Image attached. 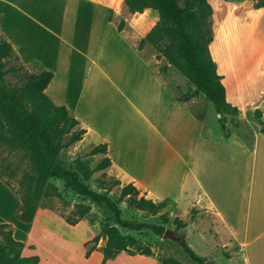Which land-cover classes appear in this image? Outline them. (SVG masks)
Returning <instances> with one entry per match:
<instances>
[{"label":"crops","instance_id":"1","mask_svg":"<svg viewBox=\"0 0 264 264\" xmlns=\"http://www.w3.org/2000/svg\"><path fill=\"white\" fill-rule=\"evenodd\" d=\"M37 1L0 0V36L27 70L53 72L45 93L55 104L66 106L86 130L76 148L90 151L106 143V153L93 156L110 159L104 171L120 186L132 183L139 196L167 200L166 208L182 209L184 220L192 208L211 213L241 264H264V142L249 144L233 133H211L188 100L177 99L140 56V49L126 42L115 21L120 13L115 0H47L45 12L37 10ZM208 1L213 31L209 51L226 99L240 113L253 110L264 104V67L256 60L264 43V6L254 7L249 0ZM129 14L125 22L132 25L135 13ZM236 26L251 29L252 40L240 38L234 45ZM110 43L132 55L137 81L123 75L126 60L116 56L114 48L108 53ZM146 84L148 88L141 87ZM5 190L9 197L11 188L0 178V195ZM1 205H6L4 200ZM53 212L39 207L30 223L41 224ZM194 222L195 216L184 227L185 239L189 240V228L191 237L195 233L209 242L203 231H192ZM82 224L89 226L84 218L74 226ZM24 244L22 255H34L26 252L31 243ZM101 247L90 256L96 253L102 259ZM128 255L120 252L105 264L123 256L156 264L151 256ZM38 257L36 264H42L44 259Z\"/></svg>","mask_w":264,"mask_h":264},{"label":"trees","instance_id":"2","mask_svg":"<svg viewBox=\"0 0 264 264\" xmlns=\"http://www.w3.org/2000/svg\"><path fill=\"white\" fill-rule=\"evenodd\" d=\"M123 3L131 13L143 12L149 8L156 12L158 20L154 26L140 39L137 48L140 49L145 41L156 47L159 54L173 65L192 84L193 89L179 100L187 101L191 96L203 94L213 104L214 110L219 114L218 124L221 134L229 137L232 133L227 126V116H238L240 110L226 99L225 88L221 82V75L217 72L215 61L209 51V43L213 39L212 31V6L208 0H123ZM254 7L264 6V0L255 2ZM121 30V26H117ZM18 56L12 45L0 38V143L6 144L13 151H20L27 158L29 170L18 180V187L0 178L19 195L21 205L18 219L21 222L30 223L40 207L41 199L47 196L62 198L58 187L50 180L59 178L64 186L71 189L90 202H76L65 221L70 225L77 224L91 211L94 204L104 213H108L111 222L103 221L99 232L84 243L87 247L85 258H88L93 250L98 249L99 239L105 238V244L101 247L102 259L100 264H105L108 259L115 258L120 252L129 255L152 256L150 246L140 241L129 233H123L121 229L129 231H151L162 236L165 226L162 223H152L128 219L122 216L119 202L129 198L131 206L137 210L155 215L167 206V200L155 202L143 195L139 196V190L132 184L120 186L119 180L111 177V182L105 192H99L90 188L84 178H88L91 172L102 171L101 176H108L104 171L110 165V159L101 158L92 170H88L84 164L79 163L76 168L67 167L61 158V151L81 140L86 130L79 126V121L64 105L55 104L45 93V88L53 77L50 70L30 72L22 64H12L6 67V63L17 61ZM6 67V68H5ZM13 73L21 79V84H10L5 80V74ZM252 115L261 125L260 131L264 132L262 110L255 107ZM247 138V136H244ZM106 153V143L94 146L88 155ZM104 180H102L103 182ZM119 186L117 200L112 199L107 190ZM191 209L189 218L194 219ZM163 223L168 221L167 212L159 215ZM92 221V219L90 220ZM173 223L176 229H184L188 220L175 216ZM182 250L197 264H203L206 259L198 255L185 240L180 242ZM25 244L13 235L9 223H0V264H36L38 255L23 256L22 249ZM33 248V245L29 246ZM160 264H185L173 257H158Z\"/></svg>","mask_w":264,"mask_h":264},{"label":"rangeland","instance_id":"3","mask_svg":"<svg viewBox=\"0 0 264 264\" xmlns=\"http://www.w3.org/2000/svg\"><path fill=\"white\" fill-rule=\"evenodd\" d=\"M249 1L254 4L255 2L262 0ZM115 2L120 9L119 16L115 19L116 24L117 26H121L122 35L125 37L124 39L126 42H130L137 47L140 39L143 38V35L155 25L158 16L155 11L146 8L143 12H136L134 14L135 20L133 24L129 25L125 22V18L130 16L127 7L120 0H115ZM46 3L47 0H38L37 10L39 12H45ZM113 48L116 52V56L121 55L126 60V65L123 67V75L129 78L132 82L137 81L135 74L138 69L135 62H133L132 55L124 49H121L120 51L118 43H116V45L114 44V46H112L111 43L108 44L107 50L109 54H111ZM140 52V56L147 59L150 67L158 71L164 81L170 86L176 97L183 98L186 94L192 91L193 86L188 79L173 65L169 64L150 42L145 41L140 48ZM12 64L18 65L20 63L18 61H11L6 63V67ZM4 77L10 84H21V79L13 73H7ZM141 87L145 89L148 88L149 85L146 84ZM188 103L194 115L202 121L205 127H209L211 133L220 136L222 135L218 124L219 114L215 112L210 100H208L203 94L198 93L191 96ZM256 107H259L262 110V119L264 122V104H259ZM227 126L234 135H238L243 139L242 141L246 143L251 144L256 140L264 142V132L260 131L261 125L253 117L252 109L244 110L238 116H227ZM245 135L247 138L244 137ZM76 146V143H74L61 151V158L65 165L67 167L76 168L79 163H82L88 170H92L97 164L99 158L88 155L89 151L85 148H76ZM0 172L3 174V178L8 179L13 187L17 188L19 178L25 173L31 171L29 170L27 158H25L20 151H13L8 145L0 143ZM101 172L102 171L91 172L89 177L84 179L90 188L99 192H105L111 182V177H102L100 175ZM102 180L104 181L102 182ZM50 181L58 187L62 193V198L56 196L44 197L41 199L40 207L54 211L52 216L48 217V219L44 220L41 224L21 222L17 216L20 198L19 195L11 189V195L9 197L6 195V190L3 192L4 196L0 195L1 202L4 200L6 204L5 206H0V221L2 220L1 222H7L10 224L15 238L26 244L31 243L26 246V252L29 255L36 254L41 256L44 259L42 264H100L101 256H98L96 253L88 258L84 257L87 247L92 245L93 242L90 241L88 245L85 246L84 243L86 241L84 242L83 239L94 231L95 236L100 230L101 222H111L110 215L104 213L94 204H91V211L84 218L89 226L84 224L81 226L68 224L63 217L70 213L73 209L74 203H89L90 201L65 187L61 179L52 178ZM107 192L112 199L117 200L119 196V186L112 187V189L107 190ZM119 207L122 210V216L125 218L152 223H162L165 228L172 230L177 236L183 237V235L186 234V229H176L172 221L177 215H180L181 219L185 218L186 214L182 209L178 212V210H168L165 207L157 214L152 215L135 209L131 206L129 198L121 200L119 202ZM165 211L167 212L168 221L163 223L162 220H160L159 215ZM189 216L186 217V220L190 219ZM193 216H195L194 226L196 227H192V231H203L210 241H203L195 233L193 234L194 236L191 237L189 233L190 229L188 228L187 234L189 240H185L192 249L198 255L203 256L209 264H241L239 256H236V253L232 252L230 246L227 245L228 239L226 237L222 238L219 224L216 219H214V216L206 211H195ZM91 219L92 221H90ZM121 231L123 233L132 234L140 241V243L150 246L153 251V255L150 259L154 258L156 264H160L157 262L158 257H173L185 264H197L182 250L180 245L181 241H176L164 237L163 235L159 236L151 231L137 232L124 229H121ZM33 244L35 245V249ZM104 244L105 238L101 237L97 243V247L104 246ZM31 245H33V248L29 247ZM110 264L153 263L149 259H126L125 256H123L113 260Z\"/></svg>","mask_w":264,"mask_h":264},{"label":"bare ground","instance_id":"4","mask_svg":"<svg viewBox=\"0 0 264 264\" xmlns=\"http://www.w3.org/2000/svg\"><path fill=\"white\" fill-rule=\"evenodd\" d=\"M253 34H254V32L247 27H245L242 30H239V27L236 26V29H235L234 33L232 34V36L234 37L233 44L236 45L238 39H240V38H243L244 40H249V39L252 40ZM263 45H264V43H261V45L258 47L257 55H256L257 56V59H256L257 64L260 63V67H264V57L262 55ZM256 75L258 76L257 72H256ZM248 81L250 82L249 84L252 86L253 81L252 80L251 81L248 80Z\"/></svg>","mask_w":264,"mask_h":264},{"label":"water","instance_id":"5","mask_svg":"<svg viewBox=\"0 0 264 264\" xmlns=\"http://www.w3.org/2000/svg\"><path fill=\"white\" fill-rule=\"evenodd\" d=\"M163 236L171 238V239L176 240V241H182L183 240L182 236L175 235L174 232L172 230L168 229V228L165 229V231L163 233ZM203 264H209V263L208 262H204Z\"/></svg>","mask_w":264,"mask_h":264}]
</instances>
